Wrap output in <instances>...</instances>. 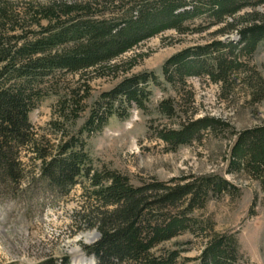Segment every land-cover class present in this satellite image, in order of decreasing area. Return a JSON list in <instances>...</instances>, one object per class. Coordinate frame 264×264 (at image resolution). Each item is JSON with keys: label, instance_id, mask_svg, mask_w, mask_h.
Wrapping results in <instances>:
<instances>
[{"label": "trees", "instance_id": "1", "mask_svg": "<svg viewBox=\"0 0 264 264\" xmlns=\"http://www.w3.org/2000/svg\"><path fill=\"white\" fill-rule=\"evenodd\" d=\"M263 4L264 0H134L127 7H107L106 18L96 16L94 8L85 3H28L21 11H14L8 2L0 0V195H10L23 182L43 183L42 187L58 192L86 182L89 198L97 206L83 216V222L94 227L100 237L84 250L96 264H175L178 252L155 256L153 250L180 233L192 232L197 223L189 215L203 208L210 197L228 193L231 185L214 175L134 187L115 171L93 170L83 141L74 137L65 141L62 135L57 153L49 154L44 141L33 133L28 115L40 101L41 85L56 73L78 75L80 79L89 71L97 78L116 76L122 64L114 61L140 43L170 30L183 34L184 23L202 18L212 26L224 24L217 34L235 33L237 41H214L186 49L165 62L163 74L175 85L186 78L206 77L226 87L230 75L242 68L239 58L251 57L260 45L264 47V15L252 12L237 19L236 15ZM227 19L233 22L228 24ZM42 21L46 22L44 27ZM31 26L39 31H28ZM150 80L155 79L145 74L122 78L101 95L84 129L101 130L109 117L117 115L115 106L142 108V99L147 97L144 86ZM246 83L254 101L264 99L260 77L252 76ZM75 104L74 96L61 99L58 119L63 121L66 109ZM159 108L171 118V104L162 103ZM76 118L74 114L72 120ZM217 126L224 124L208 117L189 120L178 130L159 132L157 138L175 150ZM234 136L229 171L245 174L264 187V125ZM26 150L39 163L37 179L27 177L23 170L22 154ZM200 260L199 264H240L237 242L233 237L214 234ZM59 264H68V259Z\"/></svg>", "mask_w": 264, "mask_h": 264}, {"label": "rangeland", "instance_id": "2", "mask_svg": "<svg viewBox=\"0 0 264 264\" xmlns=\"http://www.w3.org/2000/svg\"><path fill=\"white\" fill-rule=\"evenodd\" d=\"M1 1L8 2L14 11H21L28 3H85L94 8L96 16L107 18V7H127L134 0ZM252 12L264 15V4L243 9L236 19ZM232 22L227 19L228 24ZM40 24L44 27L46 22ZM182 28L183 34L171 30L160 33L114 61L122 64L116 76L97 78L89 71L80 79L78 75L56 73L41 85V98L28 115L29 123L49 154L57 153L62 135L65 141L74 137L83 141L93 170L115 171L126 176L134 187L214 175L225 179L233 189L210 197L203 208L189 215L197 227L159 245L152 253L159 256L178 252L175 264H199L206 244L215 234L235 239L240 264H264V187L245 174L229 171L234 135L264 125V99L254 101L246 83L252 76L264 81V47L260 45L251 57L239 58L242 68L230 75L226 87L206 77L186 78L175 85L162 71L168 59L214 41H237L235 33L217 34L224 24L212 26L203 18L186 22ZM28 31L39 29L31 26ZM144 74L155 80L144 86L147 97L142 99V108L115 106L117 115L109 117L101 130L84 129L102 94L110 92L122 78ZM73 96L77 104L67 108L64 120H59V101ZM162 103L171 104V118L161 113ZM74 114L77 118L73 121ZM205 117L217 119L224 126L206 131L175 150L157 138L159 132L178 130L182 123ZM38 164L31 152H23L27 177L38 178ZM42 185L23 182L10 195H0V264H42L50 259L55 264L64 259L68 264H96L84 250L100 237L94 227L83 222V216L97 206L89 198L88 184L83 182L65 192Z\"/></svg>", "mask_w": 264, "mask_h": 264}]
</instances>
